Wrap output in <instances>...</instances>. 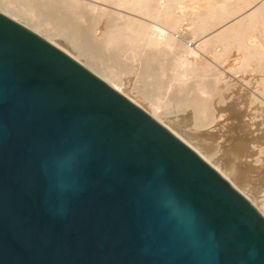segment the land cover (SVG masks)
Instances as JSON below:
<instances>
[{
	"label": "water",
	"instance_id": "1",
	"mask_svg": "<svg viewBox=\"0 0 264 264\" xmlns=\"http://www.w3.org/2000/svg\"><path fill=\"white\" fill-rule=\"evenodd\" d=\"M0 264H264V217L143 109L0 12Z\"/></svg>",
	"mask_w": 264,
	"mask_h": 264
},
{
	"label": "bare ground",
	"instance_id": "2",
	"mask_svg": "<svg viewBox=\"0 0 264 264\" xmlns=\"http://www.w3.org/2000/svg\"><path fill=\"white\" fill-rule=\"evenodd\" d=\"M187 1L195 2V0H7L9 4L19 5L18 11L32 22L31 25L3 8H0V12L43 37L143 109L194 150L264 217V90H245L241 86L231 89L230 85L234 83L227 81V78L219 79L223 81L221 86L212 64L205 63L204 60H201L204 63L196 64L197 60L193 59L197 58L196 53L200 50L195 53L196 50L193 51V48L182 47L181 41L169 31L170 29L176 32L186 18L192 26V34L198 37L197 45L202 51L218 47L212 58L222 61L231 50H235L238 61L232 67L233 70L242 72L249 67L264 70V0H235L232 6H227L223 2L217 4L212 11L193 10L190 15L184 12L186 5L184 3ZM154 22L162 24L167 30L159 28L161 25L155 26ZM56 37L66 48L55 41ZM187 57L196 60V63ZM159 58L165 60L164 66L158 63ZM102 59L113 65L124 62L130 64L129 61L138 62V76L149 78L153 87L162 86L164 76L162 79L161 76L164 73L166 78H175L176 80L171 81H176L174 84L181 88L170 91V99L175 100L176 107L183 106L184 109L190 110L192 118L190 125L202 129L204 136L205 134L214 136L218 143L232 151L238 165L237 169L228 166L226 162L225 172V169L210 156L211 152L210 155L204 153L203 149L196 147L189 138H186V134L179 132L182 127L176 131L163 123L157 117L160 105L151 106L152 109L149 111L125 95L119 87L121 83L119 84L117 76V72L122 69L105 67L102 65ZM124 68L127 69L125 66ZM169 71L170 73H167ZM207 74H212L213 78ZM190 77L199 78V84L193 81L198 85L196 86L198 90L194 83L196 90L184 86ZM215 82L220 84V89H215ZM150 103L151 101L148 104ZM186 127L184 126L185 130ZM199 138L200 136L198 141ZM224 157L226 158L225 155ZM255 183L262 190H256L253 185Z\"/></svg>",
	"mask_w": 264,
	"mask_h": 264
},
{
	"label": "rangeland",
	"instance_id": "3",
	"mask_svg": "<svg viewBox=\"0 0 264 264\" xmlns=\"http://www.w3.org/2000/svg\"><path fill=\"white\" fill-rule=\"evenodd\" d=\"M231 1V3H229ZM225 2L227 6H232L234 5L235 3V0H195V2H190V1H187L184 3V12H188L187 14L190 15L191 13H193V10L194 12H209L210 10L212 11L214 9V7L217 5V4H220V3H223ZM7 0H0V8H3L4 10H6L8 13H11L13 15H15L16 17H18L19 19H23L24 21H26L27 23H29L31 25L32 22H30L27 17L18 11L17 7L19 6L18 4L15 5V4H7ZM6 4V6H5ZM188 4V6H187ZM195 6V7H194ZM198 6V7H197ZM204 6V7H203ZM12 7V8H11ZM187 8V9H186ZM190 8V9H189ZM196 8V9H195ZM209 8V9H208ZM190 10V11H189ZM187 15V16H188ZM155 26L159 27V28H162V29H165L167 30L166 28H164V26L162 24L158 25L157 23H153ZM157 24V25H156ZM182 25H180V28H178V30L176 32L172 31L169 29V31H171V34L174 35L175 37H177L180 41H181V46L182 47H185L187 46V48H193V51L195 53L197 52V50H200L196 53L197 55V58H193V59H196L197 60V63H196V60H193V59H190V57H187L189 58V60L195 62L196 64H200L199 62H202L204 63H208V64H212L211 66H213L214 68V73L218 74L217 76V81L218 83H221V86H222V82L223 81H220L221 79L222 80H226L227 81H231V83L234 85H230L231 89L234 87L237 88V87H243L245 90H264V87H262L264 85V70H254L252 69V67H249L248 69H246L245 71H242V72H236L235 70H233L232 67H234L238 61L237 59V52H235V50H231L228 55L225 57V61L222 59V61H224L222 63L221 60H215L214 58H212V54L215 50H218V47L216 46L215 48H213L212 50H201L199 47H198V37H195L193 34H192V31H191V24L189 23L188 19H183V21L181 22ZM182 26V27H181ZM193 35V36H192ZM194 37V38H193ZM55 41L57 43H59L60 45L64 46V43L62 41H59L57 39V37L55 38ZM196 43V44H195ZM195 44V45H194ZM191 46V47H190ZM193 46V47H192ZM65 47V46H64ZM66 48V47H65ZM196 48V49H195ZM199 48V49H198ZM202 51V53H201ZM207 51V52H206ZM188 55V52L186 53ZM200 54V55H199ZM211 56H210V55ZM206 55V56H205ZM210 56V57H209ZM228 57V58H227ZM123 59H125L124 57H122ZM192 58V57H191ZM227 58V59H226ZM105 59V58H104ZM104 59H102V65H104L105 67H114V68H121L122 70L118 71L117 72V76H118V82H119V87L121 89V91L127 95L129 98L135 100L137 103H139L141 105V107H144L146 108L147 110H151L152 107L156 106L157 105H160V110L157 112L158 115L157 117H159V119L165 123V124H168L170 125L171 127H173L176 131L179 130L180 127V131L182 134L184 133V135L186 136V138H189L190 142L194 143V145L199 148H201V150L203 149V152L207 154H209L211 152V157L216 161L218 162L217 164L225 169V172H226V168H225V163L229 166L231 165L233 168L237 169V162H236V159H234V155L232 154V151L231 150H228V148L222 146L220 143H218V140L215 139V137L211 136L210 134L206 136L203 135L204 133H202V129H199V128H194V126H192V124L190 125V123L192 122V118L190 117V110L189 112H187L188 110L185 108H183V106H177L175 105V100L173 99H170V91H173V90H180L181 86H178L177 84H174L176 83L173 82L174 80H176L175 78H166L165 77V73L164 75L161 76V79L163 78L164 76V79H162V86L161 87H153L150 85L151 83V80L149 78H141L138 76V65L139 63L138 62H131L129 61L130 64H127L126 62L124 63H120L119 64H111L110 62H107L105 61ZM170 59V57L168 58ZM82 60V59H81ZM201 60H204L201 61ZM212 60V61H211ZM160 61V62H158ZM158 63L161 64L162 66H164V59L162 58H159L158 59ZM135 63L137 65H135ZM127 65H130V66H127ZM93 66H94V63H93ZM121 66V67H120ZM123 66V67H122ZM127 67L126 68H124ZM228 66V67H227ZM129 67V69H128ZM225 69V70H224ZM232 69V70H231ZM253 71H252V70ZM125 70V71H124ZM251 70V71H250ZM256 71V73H255ZM131 72V73H130ZM167 73H170L167 72ZM220 73V74H219ZM222 74V75H221ZM221 75V76H220ZM233 77H232V76ZM207 76H210V78H213V75L212 74H207ZM220 76V77H219ZM232 78H228L230 77ZM242 76V77H241ZM235 77V78H234ZM166 78V79H165ZM194 78V79H193ZM224 78V79H223ZM234 78V79H233ZM240 78V79H239ZM146 79V80H145ZM174 79V80H173ZM197 79V80H196ZM220 79V80H219ZM239 79V80H238ZM173 80V81H171ZM234 80V81H233ZM242 80V81H241ZM149 81V82H148ZM171 81V82H170ZM199 81V78L197 77H190L187 81H186V85L184 84V86H186L188 89H192L194 88L196 90V88L198 87L197 84H195ZM197 81V82H196ZM216 81V82H217ZM245 81V82H244ZM215 82V89H220V84L216 83ZM241 82V83H240ZM127 83V84H125ZM195 84V87H194V84ZM230 83V82H229ZM230 83V84H231ZM170 84V85H169ZM199 84V82H198ZM240 84V85H239ZM247 84V85H246ZM131 85V86H130ZM174 86V87H173ZM237 86V87H236ZM180 87V88H179ZM186 88V89H187ZM198 90V88H197ZM136 91V92H135ZM151 101L150 104H148L149 102ZM172 103H171V102ZM153 104V105H152ZM152 106V107H151ZM179 112V113H178ZM182 112V113H181ZM174 114V115H173ZM189 114V115H188ZM188 115V116H186ZM175 116V117H174ZM173 119V120H172ZM183 119V120H182ZM176 120V121H175ZM185 123H184V122ZM183 122V123H182ZM189 123V124H188ZM183 124V125H182ZM175 125V126H174ZM182 125V126H180ZM179 126V127H178ZM184 126L186 127V130L188 131V134H187V131L185 130ZM177 128V129H176ZM201 128V127H200ZM197 129V130H195ZM199 129V130H198ZM191 131V132H190ZM194 131V132H193ZM201 131V132H200ZM193 133V134H191ZM201 133V134H200ZM191 134V135H190ZM194 134H197V135H194ZM188 135V136H187ZM198 136H200L199 138V141H198ZM196 137V138H195ZM211 138V139H210ZM194 139V140H193ZM204 139V140H203ZM206 141V142H204ZM208 141V142H207ZM217 141V142H216ZM215 142V143H214ZM201 143V144H200ZM219 145H217V144ZM212 145V146H211ZM210 146V147H209ZM217 146V147H215ZM219 146V148H218ZM204 147V148H203ZM209 147V148H208ZM212 148V149H211ZM221 148V149H220ZM210 149V150H209ZM222 150V152L220 150ZM228 150L225 152V150ZM217 153H220V154H216ZM219 151V152H218ZM224 152V153H223ZM228 153V154H226ZM213 154H216V156ZM223 154V155H222ZM224 155L226 156V158L224 157ZM220 156V157H219ZM215 157V158H214ZM220 158V159H219ZM219 160V161H217ZM227 160V161H226ZM233 160V161H232ZM220 163V164H219ZM235 163V164H234ZM223 164V165H222ZM234 165V166H233ZM228 171V170H227ZM228 175H229V171H228ZM235 179V178H234ZM237 180V179H235ZM254 185V188L257 190H262L260 188V186L255 183L253 184Z\"/></svg>",
	"mask_w": 264,
	"mask_h": 264
}]
</instances>
